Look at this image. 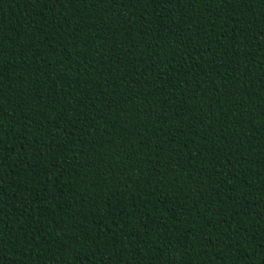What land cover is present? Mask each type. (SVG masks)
<instances>
[{
	"label": "trees",
	"instance_id": "16d2710c",
	"mask_svg": "<svg viewBox=\"0 0 264 264\" xmlns=\"http://www.w3.org/2000/svg\"><path fill=\"white\" fill-rule=\"evenodd\" d=\"M0 264H264V0H0Z\"/></svg>",
	"mask_w": 264,
	"mask_h": 264
}]
</instances>
